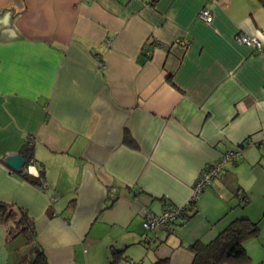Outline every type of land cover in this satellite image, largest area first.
Instances as JSON below:
<instances>
[{"label":"crops","instance_id":"1","mask_svg":"<svg viewBox=\"0 0 264 264\" xmlns=\"http://www.w3.org/2000/svg\"><path fill=\"white\" fill-rule=\"evenodd\" d=\"M28 138L23 169L42 187L2 162ZM255 144L264 145V0H0V202L27 211L49 264H112L113 251L116 264H191L189 246L238 219L259 225L237 195L264 192L258 167L253 182L238 178L259 163ZM228 150L240 161L190 219L144 231L145 209L186 203ZM26 248L0 225V264H19Z\"/></svg>","mask_w":264,"mask_h":264},{"label":"trees","instance_id":"2","mask_svg":"<svg viewBox=\"0 0 264 264\" xmlns=\"http://www.w3.org/2000/svg\"><path fill=\"white\" fill-rule=\"evenodd\" d=\"M124 141L129 146H133L128 133H125ZM242 143L239 147L244 148ZM20 154L24 159V168L33 163V148L27 141L20 150ZM4 163V161L2 160ZM235 164V163H234ZM23 180L33 186L42 187L40 176L38 178L31 177L23 169L16 173ZM241 208L248 204L247 197L243 193H237ZM196 213L194 209L191 215L185 217L183 225ZM264 218V214L262 216ZM0 225H2L7 233L8 243L17 239L24 242L27 247L26 251L21 255L19 264H49L44 252L36 243V229L33 219L26 210L13 204L0 202ZM259 233L258 223L251 222L247 219H238L231 222L222 232H220L212 241L208 243L197 242L189 246L188 250L192 254L191 264H249L250 257L244 248V242L248 238L257 237ZM121 252H112V264H116ZM153 264H167V261L158 260Z\"/></svg>","mask_w":264,"mask_h":264},{"label":"built area","instance_id":"3","mask_svg":"<svg viewBox=\"0 0 264 264\" xmlns=\"http://www.w3.org/2000/svg\"><path fill=\"white\" fill-rule=\"evenodd\" d=\"M83 2H92L95 0H81ZM209 2L213 0H208ZM199 19L205 23L212 21V16L207 9H203L199 13ZM235 42L242 46L251 47L255 52H261L262 44L258 39H250L242 35L235 37ZM30 145L33 144V140L28 138L27 140ZM252 142H248L246 145H252ZM241 153L239 150H228L226 151L219 160L207 167L198 177L196 178L193 188L192 195L181 206H166L159 215L151 213L145 209L143 213V229L146 232H157L162 230H168L176 224L183 223L185 217L191 215L195 209L196 201L199 195L207 188L211 187L213 181L219 177L222 173L225 164H234L240 159ZM145 241L151 242L150 239L146 238ZM124 264H136L133 261H126Z\"/></svg>","mask_w":264,"mask_h":264},{"label":"rangeland","instance_id":"4","mask_svg":"<svg viewBox=\"0 0 264 264\" xmlns=\"http://www.w3.org/2000/svg\"><path fill=\"white\" fill-rule=\"evenodd\" d=\"M251 150L256 152L258 156V159L256 160H259V163H257V165H253V163L252 165L246 167L244 172H239L238 174L239 179H243L248 176L249 182L254 181L256 175L255 171H257L258 168L264 171V145L258 146L255 144ZM239 161L240 160H238L237 163ZM246 193L248 194L250 206L255 210L253 218L259 220V233L257 237L248 238L244 242V246L246 248L247 254L250 257L249 264H264V218H262L263 211L261 209L263 207L261 203H264V192H260L258 190H248Z\"/></svg>","mask_w":264,"mask_h":264},{"label":"water","instance_id":"5","mask_svg":"<svg viewBox=\"0 0 264 264\" xmlns=\"http://www.w3.org/2000/svg\"><path fill=\"white\" fill-rule=\"evenodd\" d=\"M4 163L13 172L19 173L24 168V159L21 154L8 155L4 158Z\"/></svg>","mask_w":264,"mask_h":264}]
</instances>
